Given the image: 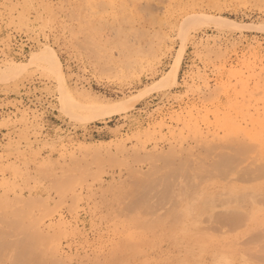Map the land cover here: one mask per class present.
Segmentation results:
<instances>
[{"label":"rangeland","instance_id":"rangeland-1","mask_svg":"<svg viewBox=\"0 0 264 264\" xmlns=\"http://www.w3.org/2000/svg\"><path fill=\"white\" fill-rule=\"evenodd\" d=\"M0 264H264V0H0Z\"/></svg>","mask_w":264,"mask_h":264},{"label":"bare ground","instance_id":"bare-ground-1","mask_svg":"<svg viewBox=\"0 0 264 264\" xmlns=\"http://www.w3.org/2000/svg\"><path fill=\"white\" fill-rule=\"evenodd\" d=\"M33 60H36V61H39L40 63H42L43 65H44V67H45V70L47 69V71H49L52 75H54V76H56L57 77V81H59V85H60V88H61V97H60V99L62 100V103H61V106H63V107H65V108H70L72 105H76L75 104V101H74V99H72V97H71V95H70V93L68 92V90H67V88H65V86H64V79H63V76H62V71H61V67H60V63H59V60H58V58H57V56L55 55V53L52 51V50H47L46 52H38V53H36V54H34V58H33ZM43 67V66H42ZM171 77H173V79L175 78V75H174V73H173V75L171 76ZM172 79V78H171ZM87 99V98H86ZM89 99V98H88ZM91 100H93V99H91ZM85 103H87V102H85ZM85 103H80V104H85ZM95 103H97V102H95ZM94 102H92L91 103V101H90V103H87L88 104V108H91L92 110H93V113L94 112H100L99 114H100V116L101 115H105L107 112H105V107L104 106H106V105H98V103L97 104H95ZM102 104V103H101ZM78 106V105H77ZM81 106V105H80ZM73 108H75L74 106H72ZM79 107V106H78ZM84 107H87V106H84ZM117 108V107H116ZM77 109V108H76ZM81 109V108H80ZM109 108H107V110H108ZM120 109H122V108H120ZM65 110V109H64ZM67 110V109H66ZM69 110V109H68ZM82 110H83V108H82ZM86 110H88V109H86ZM85 110V111H86ZM74 111H76V110H74ZM101 111H104L105 113H102ZM112 111H116V110H112ZM112 111H110V113H112ZM120 111V110H119ZM71 112H73V111H71ZM89 112H91V111H89ZM118 112V111H117ZM78 113V112H77ZM79 113H80V111H79ZM86 113H87V111H86ZM86 113H84V114H86ZM109 113V114H110ZM114 113H116V112H114ZM108 114V113H107ZM106 114V115H107ZM74 115V114H73ZM80 115V114H79ZM92 115V114H91ZM89 116H90V114H89ZM88 116V118H90ZM99 116V115H98ZM97 116V117H98ZM76 117V116H75ZM85 117V116H84ZM83 117V118H84ZM92 117V116H91ZM94 117V116H93ZM92 117V118H93ZM80 118V117H79ZM82 118V117H81Z\"/></svg>","mask_w":264,"mask_h":264}]
</instances>
